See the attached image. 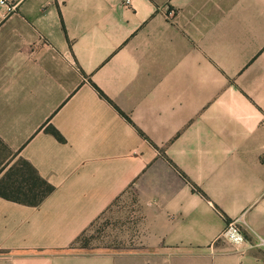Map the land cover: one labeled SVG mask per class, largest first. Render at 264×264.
<instances>
[{
	"label": "crops",
	"instance_id": "0c3cea01",
	"mask_svg": "<svg viewBox=\"0 0 264 264\" xmlns=\"http://www.w3.org/2000/svg\"><path fill=\"white\" fill-rule=\"evenodd\" d=\"M0 141L55 187L0 197V264H264V0H24ZM112 208L115 251L80 249Z\"/></svg>",
	"mask_w": 264,
	"mask_h": 264
},
{
	"label": "trees",
	"instance_id": "16d2710c",
	"mask_svg": "<svg viewBox=\"0 0 264 264\" xmlns=\"http://www.w3.org/2000/svg\"><path fill=\"white\" fill-rule=\"evenodd\" d=\"M58 141L63 142L61 134L48 128ZM0 145L7 148L0 141ZM0 170V197L26 206L38 207L55 191L27 161L20 159L16 164L2 163Z\"/></svg>",
	"mask_w": 264,
	"mask_h": 264
},
{
	"label": "rangeland",
	"instance_id": "374dc122",
	"mask_svg": "<svg viewBox=\"0 0 264 264\" xmlns=\"http://www.w3.org/2000/svg\"><path fill=\"white\" fill-rule=\"evenodd\" d=\"M19 161L16 155L0 145V170L2 163L16 164ZM116 215V209L112 208L97 223L91 226L76 242V245L89 253H95L101 249L109 248L115 251L121 236L122 221ZM126 219V218H125Z\"/></svg>",
	"mask_w": 264,
	"mask_h": 264
},
{
	"label": "built area",
	"instance_id": "2783aa9c",
	"mask_svg": "<svg viewBox=\"0 0 264 264\" xmlns=\"http://www.w3.org/2000/svg\"><path fill=\"white\" fill-rule=\"evenodd\" d=\"M24 0H0V20H6L15 14ZM127 4H130L127 1ZM223 236L235 245H242L246 242L241 228L235 224H229ZM260 246L264 248V240H261Z\"/></svg>",
	"mask_w": 264,
	"mask_h": 264
}]
</instances>
